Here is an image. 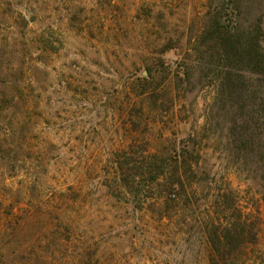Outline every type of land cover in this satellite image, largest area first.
<instances>
[{"label": "rangeland", "instance_id": "374dc122", "mask_svg": "<svg viewBox=\"0 0 264 264\" xmlns=\"http://www.w3.org/2000/svg\"><path fill=\"white\" fill-rule=\"evenodd\" d=\"M229 1L0 0V264H210L209 196L226 185L259 216L236 264H264V187L234 167L202 52L208 12ZM231 2L264 51V0ZM183 145L205 151L186 206L160 220L114 192L116 151Z\"/></svg>", "mask_w": 264, "mask_h": 264}, {"label": "trees", "instance_id": "16d2710c", "mask_svg": "<svg viewBox=\"0 0 264 264\" xmlns=\"http://www.w3.org/2000/svg\"><path fill=\"white\" fill-rule=\"evenodd\" d=\"M232 2L227 6L219 3L208 12L202 31L205 36L202 52L215 59L216 68L211 76L215 87L212 107L227 110L229 125L224 142L232 153L234 167L246 176L257 175L264 187L263 30L256 23L244 33L232 18L237 10ZM203 152L197 148L188 150V145L173 149L167 156L158 149L135 156L125 150L116 151L114 192L123 186L137 208L161 220L169 208H183L189 203L188 188L192 189L184 175L197 172V158ZM214 174L210 177L209 172H203L202 180L209 183L214 180ZM142 193H147V197H138ZM234 196L228 185L217 188L209 196L214 197L211 203L217 214L205 222L203 230L205 255L210 264H236L246 246L257 244L259 216L244 211ZM95 261L100 264L99 260Z\"/></svg>", "mask_w": 264, "mask_h": 264}]
</instances>
